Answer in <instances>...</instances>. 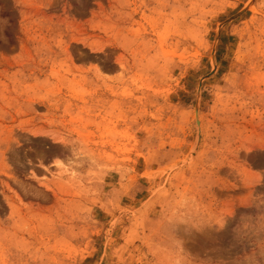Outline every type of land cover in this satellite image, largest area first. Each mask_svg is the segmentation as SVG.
<instances>
[{
    "label": "rangeland",
    "instance_id": "obj_1",
    "mask_svg": "<svg viewBox=\"0 0 264 264\" xmlns=\"http://www.w3.org/2000/svg\"><path fill=\"white\" fill-rule=\"evenodd\" d=\"M0 264H264V0H0Z\"/></svg>",
    "mask_w": 264,
    "mask_h": 264
}]
</instances>
